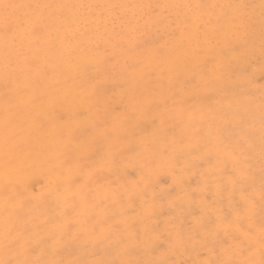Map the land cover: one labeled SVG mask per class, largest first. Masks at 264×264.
Here are the masks:
<instances>
[{
  "label": "rangeland",
  "instance_id": "obj_1",
  "mask_svg": "<svg viewBox=\"0 0 264 264\" xmlns=\"http://www.w3.org/2000/svg\"><path fill=\"white\" fill-rule=\"evenodd\" d=\"M4 3L32 7L15 13V31L0 24V167L13 160L0 170V216L14 227H0L3 256L20 260L23 249L21 260L33 253L39 264H259L264 0ZM8 92L17 96L18 115L4 103ZM31 92L30 104L46 110L51 128L42 135L51 142L62 125L79 131L81 144L71 140L66 153L55 148L48 158L28 153L35 138ZM237 92L245 101L235 102ZM110 108L132 114L103 123ZM179 111L195 134L203 126L209 137L188 139ZM150 126L173 130L152 143ZM113 131L116 143L100 146ZM17 144L25 147L16 151ZM72 154L83 156L72 163ZM68 239L70 246L85 244L79 256L65 252Z\"/></svg>",
  "mask_w": 264,
  "mask_h": 264
},
{
  "label": "bare ground",
  "instance_id": "obj_2",
  "mask_svg": "<svg viewBox=\"0 0 264 264\" xmlns=\"http://www.w3.org/2000/svg\"><path fill=\"white\" fill-rule=\"evenodd\" d=\"M250 66V65H249ZM207 70V69H206ZM207 72H208V70H207ZM207 74H209V72L207 73ZM226 90V89H225ZM238 93V95L239 96H237L236 97V103L239 101V98H241V100L242 101H245V100H243L242 99V97L243 96H240V95H242V94H240L239 92H237ZM31 94V96H33L31 99H30V101L28 102V107L26 106V104L25 103H19V106H25V107H27L28 108V112L29 113H32V114H30L29 115V120H30V123H29V125H30V128H32V130H33V134H34V136H35V138L34 139H32V145H31V149L29 150V152L28 153H30V154H38L37 155V158H48L49 156H51V155H53V154H55V153H53V150L52 149H55V148H57V152L58 153H66L65 152V150H66V148L68 147V145H69V142L71 141V140H73L74 142H78V139L81 137L80 136V134H79V131H73L72 129H71V131L69 132V129H65V128H63V126L62 125H59L60 127H58V129H57V131L55 132V137H53V139H52V141L51 142H49V140L46 138V135H42V131H44V130H47V131H50L51 130V128L50 127H48L49 126V124L48 123H44V121L45 120H43V119H45V115H46V110H43L42 112H40V113H38V111H37V109H36V104H35V108H34V105L33 104H30V103H32L35 99H36V97L34 98V95H35V93H30ZM24 98L25 99H29V96H28V92H24ZM30 96V97H31ZM205 96H207V95H205ZM15 97H17L16 95H15V93L13 94V93H11V92H8V94L6 93V99H7V101L6 100H4V103H6L7 104V106H9V105H12V109H15L16 108V110H15V114L16 115H18L19 114V111H17V109H18V106H17V100H16V98ZM197 97H199V96H197ZM196 97V98H197ZM245 97V96H244ZM1 98V97H0ZM8 98H10V100L8 101ZM42 98V97H41ZM40 99V98H39ZM210 98H208V100H209ZM226 98H225V96H223V97H221L220 98V100L222 101V100H225ZM2 100H0V102H1ZM40 101V100H39ZM201 101V99H198L197 100V102L199 103ZM3 103V104H4ZM40 103H41V101H40ZM140 104H138V106H139ZM179 105V104H178ZM181 105V104H180ZM205 105H206V107H208L209 105L207 104V102L205 103ZM171 106L172 105H165V108L164 109H170L171 108ZM182 106V105H181ZM221 107H223L224 105L223 104H221L220 105ZM177 108H179V107H177ZM39 109V108H38ZM180 109V108H179ZM58 113H61V112H58ZM56 114V117H58L57 118V120H59V118H60V114ZM121 114H123V112L121 113ZM120 114V115H121ZM132 114V113H131ZM131 114L128 112V113H124L123 115H127V118H130V116H131ZM119 114L117 115L115 112H114V110L112 109V108H110V110H109V113H108V115H106V118H105V116H103L102 118H101V120H102V122L104 123L105 121H106V119L108 120V118L109 117H111V118H115V119H117L116 117H113V116H117V117H119L120 116ZM13 116H14V114H13ZM129 116V117H128ZM221 116V115H220ZM178 120H177V123L179 124V125H182V126H184L185 128H181L182 130L181 131H183L184 129H189L190 130V132H189V137H188V139H191V140H196V141H200V139L201 138H207V137H209V134H208V132H206V130H205V128L202 126V128H200V132H198V134L196 133H194V130H193V125H191V122H189V123H187L186 122V116L182 113V112H180L179 111V116H178V118H177ZM35 120V121H34ZM127 122H129L128 120L126 121V123ZM61 123V122H60ZM7 126H6V128H9L10 127V124H9V121L7 120ZM22 126V121H19L18 122V124L16 125V127H15V132H17L18 131V129L20 128ZM34 126V127H33ZM118 125H115V127H117ZM28 126H26V128H27ZM144 129V128H143ZM149 130H150V135H151V141H152V143H153V141L154 142H156V143H158L159 142V137H161V136H164L165 134H167V133H170V131L169 130H173V129H170V128H167L166 130H161V129H159V128H157L156 126H150V128H149ZM198 130V129H197ZM220 130V129H219ZM1 131H2V128H1ZM181 131H177V132H181ZM30 131H28V133H29ZM182 133H187L185 130L182 132ZM218 133V132H217ZM26 135H27V132H26ZM103 135H105V134H103ZM226 133H224V134H218V137H219V139L220 140H223L224 138H226ZM116 136H117V133H116V131H113V133L109 136V135H106V137H103V138H101L102 140L99 142V145L100 146H104L105 144L107 145V143H111V145H113V144H115L116 143ZM144 135H142V137H143ZM26 137V136H25ZM7 138H9V135H7ZM196 138V139H195ZM111 139V140H110ZM109 140V142H107ZM3 141H4V139L3 138H0V146L1 145H3ZM10 145H12V142H10L9 143ZM78 144H81V142H78ZM165 144L168 146V145H170V142L169 141H165ZM18 146L19 147H21V148H24L25 147V144H17L16 145V147H14L13 149L14 150H18ZM95 146V145H94ZM48 147H50V149H48ZM203 147H205V149L203 150V152H205L206 150H207V148H208V146L207 145H203ZM221 146L220 145H218L217 146V148L219 149ZM10 149H12L11 147H10ZM16 150V151H17ZM49 150L51 151V152H49ZM222 150H224L223 148H222ZM0 151H2L1 149H0ZM46 151H48V152H46ZM219 151H220V149H219ZM56 152V153H57ZM97 154H96V159H99V162H101V159H100V157H101V155L103 154V152L102 151H100V150H97ZM230 153L232 154V155H234V151H230ZM219 154H221L220 152H219ZM70 155H71V153H70ZM70 155H69V157H70ZM73 155V157H70V158H72V159H70V161L72 162V163H76L77 162V160H76V157H75V155L76 156H78V157H81V156H83V154H72ZM210 156H207L206 157V159L208 160V158H209ZM34 160H31V162L30 163H32ZM56 162H58V160L56 161ZM4 163L6 164V160L4 161ZM29 163V161H25V163H23V165L25 166V165H27ZM28 165H30V164H28ZM6 166H7V164H6ZM6 166H1L0 167V170H2V171H7V170H9V168H10V165L8 166V168L6 167ZM58 167V166H57ZM58 172H54V173H52V174H57ZM212 177V176H211ZM4 182H5V179L4 178H0V197H1V192H3L4 193V191H5V189H4ZM3 199V198H2ZM1 207H2V200L0 199V213L3 211V208L1 209ZM18 213H20V212H18ZM48 213H49V211H48ZM54 213V212H53ZM50 214V213H49ZM24 214H22L21 216H23ZM53 215H51L50 214V218H49V223H50V225H53V223H52V219L53 218H51ZM17 217V219H18V216H16ZM8 219L9 218H6V219H2V217L0 216V227H1V231L2 230H7V231H10V229H14V227H13V225L11 224V225H8L7 224V221H8ZM38 220V219H37ZM2 222V223H1ZM5 223H6V226H5ZM22 225V228H24V229H26V227H25V222L23 223V224H21ZM0 231V235H2L3 233ZM11 232V231H10ZM5 235H6V233H5ZM13 234L12 233H10V237L12 236ZM4 236V235H3ZM11 238H13V236L11 237ZM11 238H9V233H8V241H11ZM69 240L70 239H68V241H64V250H65V252L66 253H69V254H71V255H73V256H79L80 255V253L85 249V244H82V243H77V244H75V245H71L70 246V242H69ZM40 243H41V245H48V241L43 237L42 238V240L40 241ZM11 246H14V244H12L11 242H10V244H9V247H11ZM8 247V248H9ZM10 249V248H9ZM20 252H19V254H20V256H19V259L21 260V258L23 257V259H24V255H25V253H24V250L23 249H20L19 250ZM5 253H7L6 255H4L3 256V252H0V261H2V260H7V259H10V255H12V253H8V252H6V251H4ZM33 252V251H32ZM22 255V256H21ZM47 256V255H46ZM43 258V257H42ZM42 258H41V260H42ZM29 260L30 261H37V256H35V255H33V253H31V257H29ZM73 262H78V261H73Z\"/></svg>",
  "mask_w": 264,
  "mask_h": 264
},
{
  "label": "snow or ice",
  "instance_id": "obj_3",
  "mask_svg": "<svg viewBox=\"0 0 264 264\" xmlns=\"http://www.w3.org/2000/svg\"><path fill=\"white\" fill-rule=\"evenodd\" d=\"M0 7L3 8V16L0 18V24L3 25L4 31L6 33L13 32L17 29L19 24L14 20V15L16 12H18L20 9L32 7L30 5H22V4H0ZM36 7H40L37 5ZM47 7V6H45ZM64 7V6H60ZM147 7H152L151 5ZM18 19V18H17ZM20 23H23L22 21ZM5 143H8V138L6 136ZM7 165H12L13 160L8 159L6 160ZM261 260L259 261V264H264V224L261 225ZM0 264H39L37 261H29V260H13V259H7L0 261ZM104 264H117L115 261L110 262H104ZM219 264H235L234 261H221ZM245 264H256L255 261H246Z\"/></svg>",
  "mask_w": 264,
  "mask_h": 264
}]
</instances>
